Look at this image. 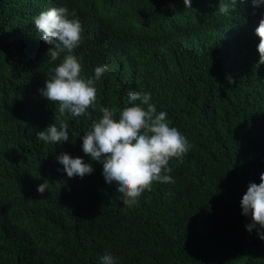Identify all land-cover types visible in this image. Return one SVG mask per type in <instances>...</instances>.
<instances>
[{"label":"trees","instance_id":"16d2710c","mask_svg":"<svg viewBox=\"0 0 264 264\" xmlns=\"http://www.w3.org/2000/svg\"><path fill=\"white\" fill-rule=\"evenodd\" d=\"M220 3L0 0V264H101L105 254L116 264H264V229L249 232L251 215L240 205L264 173V64L255 34L264 5L237 0L224 15ZM53 7L74 9L82 23L72 53L81 75L108 65L95 82V108L80 117L60 116L39 91L67 54L49 63L51 45L34 24ZM129 91L150 92L192 145L169 162L175 182H154L131 208L82 150L101 108L115 109L118 120L132 106ZM52 123L68 124V141L37 139ZM62 152L91 163L93 173L69 178Z\"/></svg>","mask_w":264,"mask_h":264},{"label":"clouds","instance_id":"9594fccd","mask_svg":"<svg viewBox=\"0 0 264 264\" xmlns=\"http://www.w3.org/2000/svg\"><path fill=\"white\" fill-rule=\"evenodd\" d=\"M183 2L186 8L192 7V0ZM251 2L253 7L264 5V0ZM236 4L237 0H231V5L221 0L218 11L227 15L230 6L235 9ZM34 24L43 42L51 45L47 52L49 63L67 53L52 70L54 75L46 80L45 87L39 90L41 95L49 102L59 104L60 116L66 113L72 117L85 115L89 108H95V82L108 72V65L97 66L94 77L84 78L81 75L83 67L80 59L72 53L83 42L84 29L74 9L69 12L67 7H53L36 16ZM255 34L259 37V63L264 64V18L259 21ZM229 83H233L231 78ZM128 96L132 106L125 107L118 120L114 118L115 109H100L102 117L95 120L91 130L82 137V150L92 161L102 163L105 181L118 185L117 191L122 194L123 204L131 208L145 191H151L154 182H175L168 175L172 171L169 162L173 158L182 161L192 145L177 128L170 127L166 112H157L150 92L129 91ZM36 136L45 143L57 145L66 142L69 140L68 124L61 123L58 128L52 123L45 130L38 131ZM57 160L69 178H83L94 171L92 164L85 163L82 157L73 158L62 152ZM48 183L45 180L37 191L43 194ZM240 205L242 215H251L252 223L246 226L247 230L251 232L257 226L264 229V173L260 175L259 184H249ZM258 235L264 240V232L258 231ZM101 264H116V260L111 254H105L101 257Z\"/></svg>","mask_w":264,"mask_h":264},{"label":"rangeland","instance_id":"374dc122","mask_svg":"<svg viewBox=\"0 0 264 264\" xmlns=\"http://www.w3.org/2000/svg\"><path fill=\"white\" fill-rule=\"evenodd\" d=\"M240 232H243V229H240Z\"/></svg>","mask_w":264,"mask_h":264}]
</instances>
